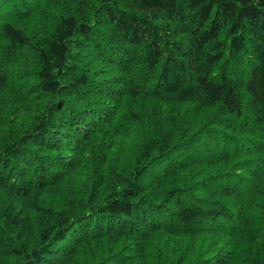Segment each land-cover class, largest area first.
I'll return each instance as SVG.
<instances>
[{"label": "trees", "instance_id": "16d2710c", "mask_svg": "<svg viewBox=\"0 0 264 264\" xmlns=\"http://www.w3.org/2000/svg\"><path fill=\"white\" fill-rule=\"evenodd\" d=\"M0 264H264V0H0Z\"/></svg>", "mask_w": 264, "mask_h": 264}, {"label": "bare ground", "instance_id": "6f19581e", "mask_svg": "<svg viewBox=\"0 0 264 264\" xmlns=\"http://www.w3.org/2000/svg\"><path fill=\"white\" fill-rule=\"evenodd\" d=\"M117 97V96H116ZM119 97V96H118ZM109 101V100H108ZM156 108V107H155ZM222 226V225H221Z\"/></svg>", "mask_w": 264, "mask_h": 264}]
</instances>
